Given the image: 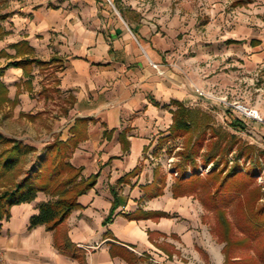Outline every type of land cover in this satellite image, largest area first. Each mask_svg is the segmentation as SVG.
I'll list each match as a JSON object with an SVG mask.
<instances>
[{
	"label": "rangeland",
	"instance_id": "obj_1",
	"mask_svg": "<svg viewBox=\"0 0 264 264\" xmlns=\"http://www.w3.org/2000/svg\"><path fill=\"white\" fill-rule=\"evenodd\" d=\"M101 2L139 50L156 53L158 61L151 66L161 78L170 75L174 86L181 79L196 94V104L187 106L192 118L188 131L167 137L176 104L171 99L160 106L165 117L151 127L153 144L146 156L148 172L153 169L161 182L138 186L158 195L167 180L175 197H193L198 230L218 250L219 263H213L200 249L205 264H264V0ZM131 22L143 23L145 36L131 31ZM6 31L0 25V66L16 58ZM54 67L11 66L0 77L8 88V99L0 102V133L34 148H26L17 168L0 179V190L25 172L32 175L48 166L53 160L48 146L72 136L73 96L56 88L58 75L50 73ZM235 104L255 110L259 118L238 111ZM78 126L77 136L86 139L88 123ZM140 174L137 167L129 181ZM167 251L168 260L196 258ZM139 255L157 264L152 255Z\"/></svg>",
	"mask_w": 264,
	"mask_h": 264
},
{
	"label": "crops",
	"instance_id": "obj_2",
	"mask_svg": "<svg viewBox=\"0 0 264 264\" xmlns=\"http://www.w3.org/2000/svg\"><path fill=\"white\" fill-rule=\"evenodd\" d=\"M105 9L101 0H0V25L12 42L26 40L42 60L63 58L57 87L72 94L75 118H89L88 137L70 161L82 167L84 178L98 173L95 184L78 196L80 206L55 229L29 227L46 196L12 205L9 218L0 221L2 264H130L129 252H146L157 264H205L200 249L219 263L215 244L198 230L192 196L175 197L167 180L158 195L138 186L161 182L153 169L148 172L146 156L151 127L165 117L160 106L171 99L196 104V94L181 79L174 86L170 75L161 78L151 66L156 53L139 50ZM129 27L142 35L148 31L143 23ZM135 167L142 168L136 186L120 180ZM65 238L70 246L64 250ZM168 249L196 258L168 260ZM142 258L138 264H153Z\"/></svg>",
	"mask_w": 264,
	"mask_h": 264
},
{
	"label": "trees",
	"instance_id": "obj_3",
	"mask_svg": "<svg viewBox=\"0 0 264 264\" xmlns=\"http://www.w3.org/2000/svg\"><path fill=\"white\" fill-rule=\"evenodd\" d=\"M120 12L121 7L117 6ZM255 41H252L254 43ZM12 46L16 49V58L9 60L5 65L0 66V77L4 74L8 67H22L27 69L31 64H37L40 67L55 66L50 70L51 74L57 73L64 68V60L59 55H52L48 60H42L36 57L34 48L28 44L26 40L18 41ZM32 74H29L30 79ZM56 88L59 84L58 76H55ZM58 89V88H57ZM8 88L2 80H0V102L7 100ZM176 104L172 112V122L169 126V137L173 133L179 131H188L192 128V118L190 116V108L182 102L173 99ZM158 104V102H155ZM89 118L76 117L70 130L72 136L66 140H56L48 146L47 155H52L53 160L50 164L44 165V168L29 175L25 172L18 180L12 181L8 186H4L0 190V221L8 219L10 216V207L14 204L30 202L34 200L39 191L45 192L49 197L37 204L38 212L31 215L29 227L38 224H45L48 229H55L61 226L65 218L70 212L80 206L77 198L82 193L90 189L96 182L98 173H93L87 178L81 175L82 167L75 166L70 161V157L74 152L77 143L82 141L84 137L77 136L78 125H82ZM165 139V138H164ZM26 148L34 149L14 138L7 137L0 133V179L5 178L21 161V157L26 153ZM46 161V160H45ZM44 161H42L43 164ZM46 164V162H45ZM49 168V171H48ZM137 170V167L127 172L120 180H125ZM14 180V179H13ZM114 209V205L112 211ZM112 213V212H111ZM165 214V213H163ZM162 214V215H163ZM111 219V215L106 218V222ZM70 246L68 238L60 244V248L66 249ZM127 261L130 264H138L142 261L141 256L134 253L127 254Z\"/></svg>",
	"mask_w": 264,
	"mask_h": 264
},
{
	"label": "built area",
	"instance_id": "obj_4",
	"mask_svg": "<svg viewBox=\"0 0 264 264\" xmlns=\"http://www.w3.org/2000/svg\"><path fill=\"white\" fill-rule=\"evenodd\" d=\"M234 107L240 111V112H243L245 113L246 115H249L251 116L252 118H259L257 112L255 110H251V109H247L244 105L242 104H235ZM3 258H4V254H3V251L2 249L0 248V264H2L3 262Z\"/></svg>",
	"mask_w": 264,
	"mask_h": 264
}]
</instances>
